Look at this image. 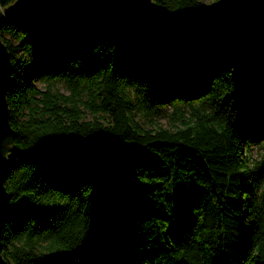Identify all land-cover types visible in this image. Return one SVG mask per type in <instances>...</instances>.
Returning <instances> with one entry per match:
<instances>
[{
  "label": "trees",
  "instance_id": "trees-1",
  "mask_svg": "<svg viewBox=\"0 0 264 264\" xmlns=\"http://www.w3.org/2000/svg\"><path fill=\"white\" fill-rule=\"evenodd\" d=\"M1 36L16 130L6 264H264V151L248 153L264 138V36L133 43L20 16ZM168 103L174 129L136 119Z\"/></svg>",
  "mask_w": 264,
  "mask_h": 264
},
{
  "label": "water",
  "instance_id": "water-1",
  "mask_svg": "<svg viewBox=\"0 0 264 264\" xmlns=\"http://www.w3.org/2000/svg\"><path fill=\"white\" fill-rule=\"evenodd\" d=\"M19 16L31 21L76 18L121 34L133 43L178 38L218 41L250 33L264 36V0H214L175 14H162L154 0H15L0 8V264H6L2 253L3 222L11 200L6 179L14 162L11 151L16 137L7 99L12 59L1 28L4 21Z\"/></svg>",
  "mask_w": 264,
  "mask_h": 264
},
{
  "label": "rangeland",
  "instance_id": "rangeland-1",
  "mask_svg": "<svg viewBox=\"0 0 264 264\" xmlns=\"http://www.w3.org/2000/svg\"><path fill=\"white\" fill-rule=\"evenodd\" d=\"M211 2L212 1H210V0H205V3H207V4L211 3ZM186 49H188V48H186ZM186 51L189 52L190 54L193 53V51L191 49H188ZM185 55L186 54H181V57L184 58ZM161 56L162 55H158L157 57H155L153 59V61H155V60L158 61V59ZM163 56H164V59L167 57L166 55H163ZM157 67H158V65L156 66V68ZM38 85L40 87H43L44 83L39 81ZM54 87L58 88L60 91H62L64 93H69V88L67 87V85L65 84L64 81L60 80V81L54 82ZM173 109H174L173 105L168 103L159 110L158 115L153 116L152 120H150L146 115H143L140 112H138L136 114V119L139 120V122L142 123L147 128L162 126V127L174 129L180 123L178 120H175ZM186 115H188V113ZM86 116L88 118L93 117L92 114L88 110L86 111ZM263 151H264V138H260L257 141L251 142V145L248 149V153L250 154L251 160L259 159L261 157Z\"/></svg>",
  "mask_w": 264,
  "mask_h": 264
},
{
  "label": "bare ground",
  "instance_id": "bare-ground-1",
  "mask_svg": "<svg viewBox=\"0 0 264 264\" xmlns=\"http://www.w3.org/2000/svg\"><path fill=\"white\" fill-rule=\"evenodd\" d=\"M179 39V38H178ZM181 39H186V38H181ZM200 40H203V39H200ZM207 41V40H206Z\"/></svg>",
  "mask_w": 264,
  "mask_h": 264
}]
</instances>
